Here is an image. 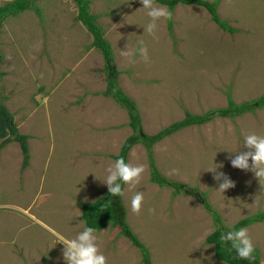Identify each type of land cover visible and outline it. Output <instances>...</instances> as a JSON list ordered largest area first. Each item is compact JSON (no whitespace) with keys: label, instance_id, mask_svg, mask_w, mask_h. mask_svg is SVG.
<instances>
[{"label":"rangeland","instance_id":"obj_1","mask_svg":"<svg viewBox=\"0 0 264 264\" xmlns=\"http://www.w3.org/2000/svg\"><path fill=\"white\" fill-rule=\"evenodd\" d=\"M37 1L9 16L0 34V105L30 136L25 167L17 141L0 148V264H66L58 237L72 239L86 228L82 203L107 193L106 169L134 132L127 109L103 94L105 59L77 20L76 3ZM90 5L112 44L119 86L138 105L142 132L156 133L187 110L203 115L225 107L229 98L254 103L243 114L215 116L154 144L158 170L183 184L181 192L151 180L143 143L127 155V163L146 169L133 191L124 185L123 201L151 264H228L205 240L217 225L203 200L228 228L264 211V190L254 173L234 168L229 159L237 154L229 151H247L246 134L264 136V105L258 103L264 95V0H219L218 11L232 30L219 26L204 6L179 3L172 19L158 21L156 38L144 33L150 18L140 0H90ZM126 45L135 53L134 64L120 56ZM139 47L147 48V63ZM216 165L235 183L224 193L207 171ZM135 191L145 195L139 215L130 211ZM245 228L264 262V221ZM95 234L108 264H147L120 226Z\"/></svg>","mask_w":264,"mask_h":264},{"label":"trees","instance_id":"obj_2","mask_svg":"<svg viewBox=\"0 0 264 264\" xmlns=\"http://www.w3.org/2000/svg\"><path fill=\"white\" fill-rule=\"evenodd\" d=\"M78 8L77 20L81 21L87 29L93 35V45L97 47L104 56L105 65L107 70L108 88L104 92V95H110L114 97L118 103L125 107L129 114V124L134 129V132L129 135L125 143L123 144L119 158H124L127 162V155L131 147L135 144L143 143L147 149L148 159L152 166L151 180L160 186L173 187L175 193L183 191V184L176 180L163 175L157 167V163L154 160L153 146L166 136H170L179 130H182L191 125H200L211 120L215 116L221 117H234L235 115L243 114L254 108V103L241 102L237 103L234 99L229 98L228 105L225 107H218L207 113L194 114L190 111H186V115L183 119H179L166 125L158 132L153 134L142 133V116L140 114L136 101L130 97L125 91L121 89L118 83L117 76L119 74L118 69L113 64L114 52L112 44L104 36V28L98 22V15L90 11V0H73ZM159 3L167 5L169 11L175 9L177 4H197L204 6L208 9L212 19L219 24V26L232 30L233 27L225 21L219 11V0H156ZM38 3L37 0H10L0 4V34L2 31V25L9 16H17L27 9L32 8ZM41 13V12H39ZM2 55L0 54V60ZM259 105H264V95L258 100ZM16 139L20 142L21 148L24 154V167L29 163V144L28 135L21 134L15 123L14 114L9 109L0 105V148L6 146L11 140ZM124 188V185H122ZM189 193L198 195L193 190ZM203 195V194H201ZM205 208L211 213L214 218V222L217 227L210 233L206 242L215 246L216 256L226 261L228 264H262L259 249L255 247L256 259L254 261L240 259L236 252L231 249L230 244H223L220 241L222 233H226L230 230H238L241 227L249 226L253 223L264 221V211L258 212L254 215L240 219L232 228L226 227L219 213L211 208L208 201L203 200ZM81 219L85 223V227H93L95 230H101L104 227L114 228L120 226L121 233L124 234L133 245L137 246L142 253L143 261L147 264H151L150 250L145 243L139 238L136 232L133 231L127 217V209L125 207L123 196H111L109 191L104 196H100L95 201L82 203V215ZM219 225V226H218Z\"/></svg>","mask_w":264,"mask_h":264},{"label":"clouds","instance_id":"obj_3","mask_svg":"<svg viewBox=\"0 0 264 264\" xmlns=\"http://www.w3.org/2000/svg\"><path fill=\"white\" fill-rule=\"evenodd\" d=\"M140 3L143 6L141 9L146 10V15L150 18V22L142 26L144 28V33L156 38L158 21L172 19V12L166 7L156 5L154 0H140ZM140 43L142 45L143 41ZM136 51L139 52L140 57L145 63L149 61L146 47H139ZM134 55L135 53L129 45H126V50L120 49V56L128 59L130 64L135 63V60L132 59ZM10 58L11 57H9V59ZM19 132L25 134L21 132L20 129ZM29 137L28 135V144H30ZM12 141H17L21 147L20 142L16 139L11 140L8 144ZM243 147L246 148L247 151L239 150L233 152L228 150L230 153H237L234 157H229L231 164L234 168L254 173L255 178L258 179L261 190H264V136L255 133L246 134ZM50 154L53 153L50 152ZM217 167H222V165H216L215 167L209 168L207 171L212 172L213 178L219 183V187L216 190L224 193L226 190L235 187V183L223 172L217 171ZM145 171L146 169L143 165L127 163L124 158L121 157L116 159L115 162L106 169L107 175L102 181L107 185L111 196H124L125 188H123L122 185L127 186V191H133L140 183ZM144 199L145 195L143 191L134 192L130 200V211L132 214H140ZM148 211L150 214H155L154 208H149ZM58 240L59 243L64 245L62 255L66 264H108L107 257L100 251L97 242L98 237L93 227L84 228L75 238L68 239L60 235ZM220 241L223 244H230L231 249L236 252L240 259L248 261H254L256 259L254 255L255 246L247 228L241 227L238 230H230L226 233H222ZM262 264H264V262H262Z\"/></svg>","mask_w":264,"mask_h":264}]
</instances>
